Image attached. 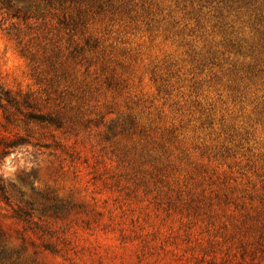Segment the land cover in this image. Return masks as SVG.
I'll return each instance as SVG.
<instances>
[{
	"label": "rangeland",
	"instance_id": "rangeland-1",
	"mask_svg": "<svg viewBox=\"0 0 264 264\" xmlns=\"http://www.w3.org/2000/svg\"><path fill=\"white\" fill-rule=\"evenodd\" d=\"M0 264H264V0H0Z\"/></svg>",
	"mask_w": 264,
	"mask_h": 264
},
{
	"label": "trees",
	"instance_id": "trees-1",
	"mask_svg": "<svg viewBox=\"0 0 264 264\" xmlns=\"http://www.w3.org/2000/svg\"><path fill=\"white\" fill-rule=\"evenodd\" d=\"M10 101V100H9Z\"/></svg>",
	"mask_w": 264,
	"mask_h": 264
}]
</instances>
